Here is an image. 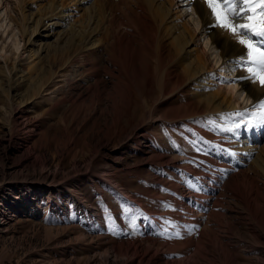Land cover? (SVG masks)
Listing matches in <instances>:
<instances>
[{
  "label": "rangeland",
  "instance_id": "rangeland-1",
  "mask_svg": "<svg viewBox=\"0 0 264 264\" xmlns=\"http://www.w3.org/2000/svg\"><path fill=\"white\" fill-rule=\"evenodd\" d=\"M174 1L172 13L196 27L194 9ZM144 3L0 0V264H264V175L235 149L251 163L222 170L210 191L198 186L210 157L195 131L212 139L215 128L206 116L176 119L204 110L194 79L160 96L148 15L157 33L168 26ZM57 7L69 23L50 32ZM200 30L195 48L229 95Z\"/></svg>",
  "mask_w": 264,
  "mask_h": 264
},
{
  "label": "bare ground",
  "instance_id": "bare-ground-1",
  "mask_svg": "<svg viewBox=\"0 0 264 264\" xmlns=\"http://www.w3.org/2000/svg\"><path fill=\"white\" fill-rule=\"evenodd\" d=\"M85 1L86 0H81V3H85ZM183 1L187 2L188 5L194 9L193 15L196 21V27L194 28L190 27L187 23H182L180 21L178 13L176 12L174 14L172 13L173 8L176 6L174 5L175 2L174 0L172 1L144 0L145 2L144 4H147L148 8L150 9L149 12L153 10L156 16L158 17L156 18L157 22L161 19V15H162L163 18L165 19L160 20L161 23L162 24L164 23L168 26V27L163 26L164 36L162 35L161 30L159 33H157V30L160 29V26L157 25L155 21L153 25L152 22L154 19L151 18V14L148 15L149 21L152 20V22L150 21L152 26L148 36L149 38L148 45L153 46V48L155 49L154 55H157V59L154 58L153 54L152 55L149 54L148 49H147V54H148L147 56L149 57V59L151 58L154 59L153 64L155 65L151 74H153V79L154 76L159 77L157 79L158 81L156 82V86L159 88L161 94L160 96L164 97L165 95H167L166 93L167 91H170V93H172L174 90L180 87L187 86L194 79V81L192 82V85L194 86L193 95L195 97L197 96L200 98L199 102L200 103L202 102L201 104L204 106V110L191 109L190 111L188 110L189 111L188 113L182 112L179 114L176 110L175 113L176 115H178L176 116L177 117L176 119L184 120L199 115L203 117L206 116L207 118L209 117L210 120H212V118L218 117L220 128L232 134L231 136H233V138L238 141V142H234V146L232 148L234 150L238 149L240 151L239 153L243 154L247 158H251L252 156H254L252 160L254 165L264 175V162L260 158L264 154L263 153L264 150L261 149L259 153H263V154H259L257 149L258 147L245 146V144L242 141L236 138L237 135L233 128L234 125H236L233 123V120L235 119L234 110H237L238 109L237 107H241V105H239L240 103L237 101L238 99L234 100V96L236 94H239L238 96H241L240 98L241 100L243 99V102L248 103L250 101V103H253L264 97V88H261L259 83H253L250 80H238L239 89H240L239 92L235 91L236 90L235 86L230 88L229 95H227V93H225L223 89H214L215 87L212 85V77L208 75L209 71H211L212 69L207 67L205 63L206 60H204V55L199 53L197 48H195L196 45L194 44L195 40L193 39V37L195 36V34H197L196 32L198 29V24H201L200 32L202 31V33L206 34L205 35V37L207 38L206 41H210V46H211L210 50L214 49L216 52H218L215 53L218 54L219 59H222V64H224L226 61H229L230 64L234 67L233 70L236 71V76H235V80L233 81H236L241 76L248 75V73L244 71L242 67H237L234 63L238 59L241 53V48L236 43L235 37L229 35L227 32L222 31L217 27H210V25H212L213 23V20L209 14V10L207 6L203 3V0H183ZM140 6H142V4ZM56 9H58V7ZM180 11L181 10H179L178 12ZM66 13L61 9H58L57 11L58 17H56L57 14H53V13L48 17V20L46 21H48L47 28H50V32H53L54 28L57 27L61 28L69 23L68 22L69 20H67V18L70 16V14H66ZM159 13H161V15ZM0 28H3V25H0ZM6 28H9V26H6L5 29ZM78 30L79 31H77V35L75 34L74 36L76 38L81 39L80 40L81 45H84L83 47L85 49L87 48V46L89 47L93 46L94 41H90V39L84 37L85 33H87L88 31L90 32V29L87 30V29L78 28ZM82 31H86V32L84 33ZM202 33H201V37H202ZM53 34L55 35L56 33ZM196 39L198 40V38ZM12 43L14 49L17 50V44L15 42ZM207 45L208 44H206V47ZM177 56H179V59H177ZM174 58H175V63H177L175 66L182 70L181 71L182 74H177L176 69H173L174 65L171 64V61ZM37 91H40V88H38ZM212 114L215 115L216 117H210L212 116ZM151 118L152 117L150 116L148 117L149 120ZM225 145H227V143ZM249 162L251 163V161ZM222 170L223 169H221L220 173H223ZM235 173H237V171H235ZM245 177L246 175L243 172H241L240 174L237 175L234 174L231 180L243 179ZM238 193L241 194L239 191Z\"/></svg>",
  "mask_w": 264,
  "mask_h": 264
},
{
  "label": "snow or ice",
  "instance_id": "snow-or-ice-1",
  "mask_svg": "<svg viewBox=\"0 0 264 264\" xmlns=\"http://www.w3.org/2000/svg\"><path fill=\"white\" fill-rule=\"evenodd\" d=\"M203 3L213 20L210 27H217L235 37L241 48L234 63L248 75L238 79L259 83L264 88V0H203ZM253 107L259 111L251 113L254 120L244 127L264 125V99ZM241 126L234 125L235 128Z\"/></svg>",
  "mask_w": 264,
  "mask_h": 264
}]
</instances>
